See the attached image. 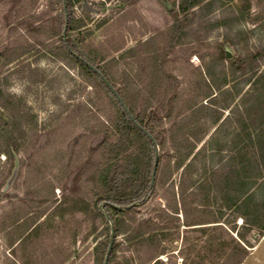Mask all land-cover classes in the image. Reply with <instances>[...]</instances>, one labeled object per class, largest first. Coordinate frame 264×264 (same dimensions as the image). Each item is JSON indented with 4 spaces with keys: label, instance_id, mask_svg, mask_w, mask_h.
I'll list each match as a JSON object with an SVG mask.
<instances>
[{
    "label": "rangeland",
    "instance_id": "obj_1",
    "mask_svg": "<svg viewBox=\"0 0 264 264\" xmlns=\"http://www.w3.org/2000/svg\"><path fill=\"white\" fill-rule=\"evenodd\" d=\"M179 4L80 0L69 12L82 28L64 32L59 0H0V264H104L112 231V264H140L129 233L157 235L164 264H216L218 248H207L202 228L186 226L183 215V199L189 212L191 200L181 196L186 179L176 165L190 121L185 106L197 103L191 129L204 131L194 153L205 178L233 158L259 156L253 74L233 75L228 61L264 50V0H201L176 38ZM64 35L102 77L64 53ZM220 47L228 61L218 58ZM256 72L264 73L263 61ZM104 80L158 153L153 186L128 209L102 200L135 195L149 164L128 177L131 156L147 162L150 153L136 135L122 144L110 133L122 120ZM106 163L112 169L102 181ZM119 221L128 234L115 233ZM253 245L243 264H264V240Z\"/></svg>",
    "mask_w": 264,
    "mask_h": 264
},
{
    "label": "trees",
    "instance_id": "obj_2",
    "mask_svg": "<svg viewBox=\"0 0 264 264\" xmlns=\"http://www.w3.org/2000/svg\"><path fill=\"white\" fill-rule=\"evenodd\" d=\"M59 1L62 3V31L82 28L81 23L72 19L69 12V9L80 0ZM200 5L201 0H180L179 12L181 13V19H176L172 25V31L177 36H175L176 38L180 37L184 28L189 26L195 19L196 13L194 9ZM62 41V48L66 55L74 57L76 62L88 69L90 73L102 77L100 73L91 68L93 65L90 61H87L88 64H86V59L83 55L74 53V48L67 41L65 35L62 37ZM218 58L228 61L224 47H220ZM261 61L264 62V50L259 53H252L243 59L228 61L230 62V68L233 71L231 73L233 75L235 72L245 71L247 68L253 74L252 78L247 79V83H250L251 87H253L252 90L255 91L256 108L258 111L257 122L259 126L257 130L264 129V73L257 74L256 72ZM95 69L98 70L99 68ZM206 74L207 77L211 76L209 70ZM102 82L118 105L122 120L120 125L115 124L113 127L111 125L110 133L113 134L114 138L120 136V143L122 144L127 143L132 134H134L146 142L147 151L150 153L147 162L142 161L139 156L135 159L133 155L131 156V159L135 163L129 167L126 174L128 177L139 176L143 172V167L146 166L145 163L149 164V174L146 176L141 174L143 184L139 186L135 195L132 197L121 196L114 199L106 198L102 200L110 201L109 205L114 209H128L142 201L151 188V173L156 159L155 145L149 137L150 131L148 128L131 110L125 109L126 102H123V96L116 95L105 80ZM212 96L209 95L206 99L212 98ZM196 106V101L186 102L185 109L191 112L190 118H188L190 121L187 123L186 131L183 135L185 152L178 156L176 165L178 170L182 169V178L186 179V187L181 186V196L182 198H189L191 200L189 207L192 213L188 211L186 201L183 199L185 223L186 226L193 227V230L202 228V232L207 236V248H218L219 257L216 264H243L249 257L251 250L255 247L253 241L257 242L264 236V135H262L264 130L257 135L259 156L255 154L248 161L247 157L241 158L240 156L238 159L233 158L231 162L225 161L226 164L224 165H220L222 161L224 163V160H219L218 165L220 166L218 171L209 180L204 177L205 173L203 174L198 167L200 150L194 153L196 143L202 141L204 136V131L199 133L193 132L191 129L196 119ZM218 118L215 120H218ZM111 169L112 166H108L106 163L103 170L99 173V179L105 181ZM214 207H216L218 213L214 212ZM232 209H234L235 215L232 216V220H227L225 211H231ZM175 212V214H179L178 209ZM239 220L242 221L240 225L237 224ZM228 226L230 227L228 228ZM209 228H212L213 232L210 235H208V231L211 230ZM115 233L126 235L129 233V226L124 221H119ZM129 234V240L138 239L135 252L140 264H164L160 257L165 255V252L160 250L162 241L157 235L145 237L143 233ZM109 246L108 244V248ZM108 248L107 251L109 250ZM115 250L116 247H112L108 264H112V254Z\"/></svg>",
    "mask_w": 264,
    "mask_h": 264
},
{
    "label": "water",
    "instance_id": "obj_3",
    "mask_svg": "<svg viewBox=\"0 0 264 264\" xmlns=\"http://www.w3.org/2000/svg\"><path fill=\"white\" fill-rule=\"evenodd\" d=\"M83 8L84 9H88V10H93L91 8L88 7L87 3H85L83 5ZM97 11V10H96ZM227 57H230V54L227 53ZM86 64H88L86 62ZM92 69H94L97 73L98 70H96L94 67H91ZM112 91L115 93V91L112 89ZM117 95V93H115ZM119 98V97H118ZM120 99V98H119ZM126 109V108H125ZM150 139H152V137L149 135ZM153 143L156 145V143L153 141ZM158 162H159V159H158V153L156 154V160H155V165H154V169H153V176H152V186L154 184V181H155V173H156V170H157V167H158ZM113 240H114V231H112V235H111V242H110V246H109V250L107 252V255H106V258H105V262L104 264H108V261H109V257H110V254H111V250H112V246H113Z\"/></svg>",
    "mask_w": 264,
    "mask_h": 264
},
{
    "label": "crops",
    "instance_id": "obj_4",
    "mask_svg": "<svg viewBox=\"0 0 264 264\" xmlns=\"http://www.w3.org/2000/svg\"><path fill=\"white\" fill-rule=\"evenodd\" d=\"M240 221H241V220H239V224H240ZM241 222H242V221H241ZM263 240H264V236L261 238V241H263Z\"/></svg>",
    "mask_w": 264,
    "mask_h": 264
}]
</instances>
